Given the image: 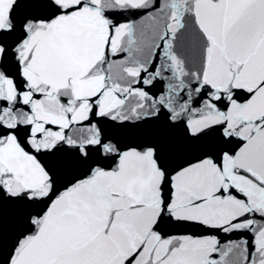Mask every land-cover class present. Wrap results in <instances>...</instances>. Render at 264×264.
<instances>
[{
  "label": "snow or ice",
  "instance_id": "6c2138e0",
  "mask_svg": "<svg viewBox=\"0 0 264 264\" xmlns=\"http://www.w3.org/2000/svg\"><path fill=\"white\" fill-rule=\"evenodd\" d=\"M0 264H264V0H0Z\"/></svg>",
  "mask_w": 264,
  "mask_h": 264
}]
</instances>
